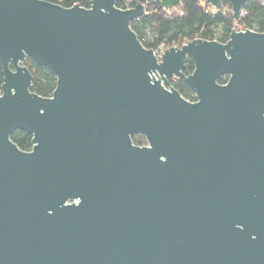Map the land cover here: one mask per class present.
Instances as JSON below:
<instances>
[{"label": "water", "instance_id": "water-1", "mask_svg": "<svg viewBox=\"0 0 264 264\" xmlns=\"http://www.w3.org/2000/svg\"><path fill=\"white\" fill-rule=\"evenodd\" d=\"M227 1L238 19L250 0ZM143 13L0 0V264H264V32L157 55L131 29ZM26 58L55 74L50 97Z\"/></svg>", "mask_w": 264, "mask_h": 264}, {"label": "trees", "instance_id": "trees-1", "mask_svg": "<svg viewBox=\"0 0 264 264\" xmlns=\"http://www.w3.org/2000/svg\"><path fill=\"white\" fill-rule=\"evenodd\" d=\"M63 7L75 4L88 8L91 0H46ZM144 5V13L130 24L138 39L147 49L160 54L162 51L195 40H209L225 43L232 30L251 29L264 32V0H250L246 2L238 19L231 12V5L222 0V7L215 9L205 0H180L171 9L160 8L156 3H147L144 0H134ZM120 8H125L121 2ZM24 65L32 75L31 91L42 96L50 97L56 87V76L47 67L37 65L32 59L26 58ZM194 69L193 60L188 57L183 73L190 74ZM228 76H222L218 82L223 84ZM3 83L2 65L0 62V92ZM170 85L185 99L195 101L194 93L181 78H175ZM32 135L22 130H16L10 139L21 150L29 151L32 147ZM133 144L144 146L145 138L141 135L131 136Z\"/></svg>", "mask_w": 264, "mask_h": 264}, {"label": "flooded vegetation", "instance_id": "flooded-vegetation-1", "mask_svg": "<svg viewBox=\"0 0 264 264\" xmlns=\"http://www.w3.org/2000/svg\"><path fill=\"white\" fill-rule=\"evenodd\" d=\"M157 55H160V54L157 53ZM175 78H177V77H172V78L169 80V83H170L172 80H174Z\"/></svg>", "mask_w": 264, "mask_h": 264}]
</instances>
